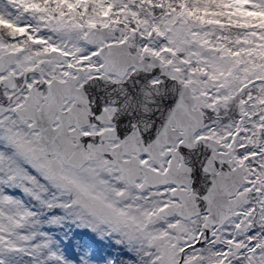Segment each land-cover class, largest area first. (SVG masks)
<instances>
[{"label": "snow or ice", "instance_id": "1", "mask_svg": "<svg viewBox=\"0 0 264 264\" xmlns=\"http://www.w3.org/2000/svg\"><path fill=\"white\" fill-rule=\"evenodd\" d=\"M0 264H264V0H0Z\"/></svg>", "mask_w": 264, "mask_h": 264}]
</instances>
